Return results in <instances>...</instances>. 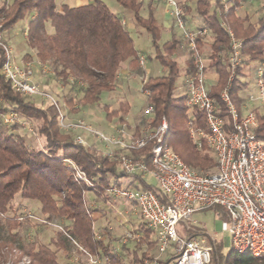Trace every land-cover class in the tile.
Listing matches in <instances>:
<instances>
[{"label": "trees", "instance_id": "16d2710c", "mask_svg": "<svg viewBox=\"0 0 264 264\" xmlns=\"http://www.w3.org/2000/svg\"><path fill=\"white\" fill-rule=\"evenodd\" d=\"M121 7L129 10L135 26L150 35L154 58L165 68L160 77L143 76L141 89L147 91L146 104L153 107L152 119H147L152 127L159 124L162 116L169 124L167 144L189 166L200 172L210 171L216 166L215 157L205 149L198 150L186 129L187 108L185 98L175 97V85L181 76L176 56L182 46L181 38L175 31L170 39L159 45L161 26L154 14V3L147 5L142 0H115ZM178 1V0H177ZM223 0H196L195 16L209 31L208 38L196 39L197 51L207 52L205 72L216 75V81L209 86V95L214 99L224 118H229L220 100L221 91L229 84L232 104L240 113L244 100L240 96L245 83L241 82L243 68L247 63H258L264 67V15L255 24L237 16L244 0H229L228 8ZM146 6V15L141 11ZM220 13V14H219ZM27 22L26 44L35 51L37 60L50 65L54 76L63 84L70 80L84 84L82 95L66 104L74 113L79 107L98 103L103 92L115 88L120 66L128 62L133 71L141 73L139 56L130 32L124 27L120 15L110 11L102 0H93L78 7L62 5L57 7L55 0H11L0 8V31L9 30L19 21L32 16ZM49 27L50 31L47 30ZM242 40L241 61L233 79L229 82L228 64L229 34ZM29 60V55H25ZM5 53L0 48V116L14 111L25 121L38 122L37 131L43 138L41 148L31 147L23 135L15 132L17 125L0 122V260L6 261L12 251L30 258L32 264H59L57 251L66 253L74 243L92 256L102 257L103 264H126L122 257L114 253L108 245L94 233L96 219L87 205L86 193L101 199L112 184L120 177L137 180L140 188L152 190L164 202L163 196L154 185L147 184L139 175L128 176L120 172L115 161L106 155H95L89 148L73 141V134H65L58 123V112L52 106H41V100L33 97L24 99L15 92L1 73ZM195 70L193 61H186V74ZM264 78V69H263ZM57 99V96H56ZM129 105L121 102L116 110L104 106L108 122L116 118L125 124ZM196 124L206 129L202 112L194 110ZM258 127L255 136L264 142V114L256 113ZM138 130L135 137H137ZM151 144L133 152L135 157L143 156L147 166L150 163ZM71 162L84 173L88 183L76 177ZM138 188V187H136ZM37 201L40 212L48 221L64 219L68 225L55 234L50 244L55 248L36 243H24L17 230L21 223L16 217H7L11 202L16 196ZM211 208V207H210ZM140 237L137 239L139 256L134 253V262L141 264L143 259L152 258L150 253L156 249L153 233L145 225H139ZM198 232H191L189 236ZM212 248L209 264H264V257H253L247 253L238 254L233 249L225 256L221 243L208 237ZM73 244V245H72ZM171 255V252L168 253ZM170 257L158 260L157 264H169ZM63 264H71L65 262Z\"/></svg>", "mask_w": 264, "mask_h": 264}, {"label": "built area", "instance_id": "2783aa9c", "mask_svg": "<svg viewBox=\"0 0 264 264\" xmlns=\"http://www.w3.org/2000/svg\"><path fill=\"white\" fill-rule=\"evenodd\" d=\"M168 8L173 28L185 41V47L194 64V72L185 75L175 85V97L185 98L188 110L186 129L198 150H207L215 157V170L198 172L188 166L167 144L169 124L164 116L157 126L147 123L137 137L127 134L124 127L117 128L115 134H104L94 130L81 120H68L62 104L54 96L41 88L34 80V68L31 63H16L11 50L0 31V48L5 53L1 73L11 88L23 97H37L52 105L58 112V123L65 134H73V141L89 148L87 137H93L104 145L103 155L115 161L120 172L125 175L151 176L157 190L163 196L162 202L150 189L129 188L112 184L107 194L113 198L133 203L143 219L146 228L153 233L157 256L144 259L143 264H157L161 257H170L169 264H209L212 248L208 237L202 232L181 238L176 226L180 221L193 223V215L213 206L222 208L229 220L221 223V231L231 238L232 248L238 254L264 257V142L254 134L258 127V118L252 110H245L242 104L240 113L232 104L229 96V84L221 91L220 100L224 104L229 118L220 114V109L209 95L206 77V64L203 55L197 51L196 39L208 36L209 31L203 25L198 29L188 28L182 5L177 0H154ZM223 0V7L228 8ZM241 8V6H240ZM220 14V13H219ZM228 64L229 82L233 79L240 64L242 40L230 31ZM139 64H145L139 57ZM256 88L249 95V101L256 102L261 114H264V78L259 70ZM147 96L148 92L143 91ZM244 100V97L242 98ZM194 110L202 112L206 129L196 124ZM153 107L147 105L144 116L152 119ZM6 123H15L18 114L14 111L5 115ZM151 144L149 166L143 156L135 157L133 152ZM76 177L88 183L83 172L75 167ZM99 239L98 236H96ZM131 233L124 235L122 244L133 240ZM138 238V236H137ZM76 246L87 264H100L98 256H92L82 247ZM171 252V255L168 253ZM76 258L72 264L77 263Z\"/></svg>", "mask_w": 264, "mask_h": 264}, {"label": "rangeland", "instance_id": "374dc122", "mask_svg": "<svg viewBox=\"0 0 264 264\" xmlns=\"http://www.w3.org/2000/svg\"><path fill=\"white\" fill-rule=\"evenodd\" d=\"M10 1L11 0H0V7L9 3ZM103 1L106 3L110 11L114 12L115 10H117L115 12H118V10H120L124 13V16H120L121 21L124 22H122V24L130 32L135 48L142 52L146 63L145 68L143 71H141V73L132 70L130 72V75L126 76L128 79L122 78V76L124 77L123 73L121 72L122 68L121 70H118V80L116 79L114 90L111 92H103L100 96V100L98 103H94L85 107H79V117L77 118L71 116V119L84 121L87 125H90L94 130H97L104 134H109V122L106 118L104 106H108L110 111H112L118 108L119 103L127 102L129 105V114L127 116L128 121L131 123L133 117L135 115H137V117L135 118L133 123H131L130 125H126L124 128L126 132L129 131L128 133H133L136 129L140 130L144 128L147 122V119L143 114V111L147 104L145 95L141 89V76L145 75L160 77L166 73V70L154 58V50L151 44L150 35H148L144 31V29L135 26L131 12L121 7L115 0ZM195 1L196 0H178V2L182 5L184 11L186 25L188 28L191 29H198V27L200 26V24L192 20L194 18H197L194 14ZM163 7L164 6H160L159 13L157 12V20L159 21V25L163 22H168V19H166V17H164L161 13V9ZM157 9L158 8H156V10ZM141 13L144 16L146 15V6L142 8ZM260 15H264V0H244L241 4V8L237 12L238 17H245L248 22L253 24L257 22ZM25 27L26 18L19 21L9 30L4 31L5 40L7 42V36L9 40L7 44L11 50V56L13 57L15 62L16 59L23 56V54L29 52L24 42V35L22 33V30L26 29ZM171 30L173 31V28ZM177 35L182 40V46L178 51L176 59L178 63L183 65L190 57L185 47V41L183 40L180 34ZM208 37L206 36L205 39H207ZM169 39L170 35L163 33L161 29L159 45L161 46ZM203 58L206 64V56L204 55ZM246 64L247 65L243 68V76L241 77V82L245 83V87L243 91L240 92V96L241 98L244 97L243 104L248 105L245 110H252L254 113L260 114V110L258 108L257 103L254 101H249V95L252 94L256 88V82L259 77V70L263 71L264 67L258 63L246 62ZM180 72H183L181 68ZM39 76L42 75L40 74ZM51 78L53 79L52 86L56 87L55 76L54 74H52V72ZM48 83L51 84L49 80ZM48 83L47 85H49ZM208 84L210 85V83ZM52 86H49V88H47L49 89L48 92H50L54 96V98H56L57 96L62 100V102L65 104L63 105V103H61L64 108L62 109L63 112L69 109L70 113L75 114L71 110V108L66 104V101L69 99H73L74 104H76L77 100L80 99L82 95V91L85 85L81 84L80 82L70 80L68 84H65L63 86V89L59 91V93L55 92L51 88ZM24 99L29 100V98L27 97ZM41 102H43V104H41L42 107H47L49 105L47 102ZM1 105L2 104L0 102V107ZM75 106H77V104ZM5 115L0 116V122L6 124L7 127L12 124L17 125L15 132L19 133L20 135H23L29 146L35 148H41V146H43V138L39 135L37 131L38 122L31 120L25 121L22 117L18 115L19 121H15V123H6L4 121ZM110 123H112V125L115 124L117 127L121 126L118 124L116 118L112 119ZM93 148L98 150V153L95 155H101V150H99L100 147L94 146ZM91 152L93 153L96 151ZM194 170L198 171L197 169ZM212 171H214V168L210 171H203L202 173ZM148 181L152 182V178L148 177ZM86 197L87 205L91 211V214L96 219L94 223L95 236H98L101 240H103V242L108 245V247L114 253L120 255L126 264H139L134 262V253L139 256L141 250H144V245H142V249L140 250L138 249L136 242L138 239L137 236L140 237L141 234L140 232H138V227L141 224L145 225V223L141 218L138 210L134 207L133 203L124 199L113 198L106 193L101 197V199H95L94 195L90 192L86 193ZM7 217H16L19 219L21 225L14 232H18L19 237L24 243H36L46 245L51 250H55V248L50 244V240L55 237V234L58 231H61L62 228L66 227L69 223L64 219L48 221L46 217L41 214L40 206L37 201L21 198L19 195L16 196L11 202V210L7 213ZM192 218L193 223H185L184 221H180L177 224L176 231L179 237L186 238L191 232H202L206 237H210L216 242L221 243L222 253L225 256L233 249L230 235L227 232L221 231V223L223 221L229 220L227 213L222 208L218 206H213L206 210L196 212ZM127 233H131L132 235L136 236V238L128 241L126 244H122L121 241L123 240L124 235ZM56 255L59 264H63L65 262L72 264L71 261L74 258L78 259L76 264H87L85 258L78 253L76 246L70 247L69 251H67L66 253H63L58 250ZM150 256L154 257L157 256V254L153 250L150 253ZM165 258L166 256H160V260ZM98 260L100 264H103L104 259L102 257H99ZM0 264L32 263L30 261V258H28L26 255H20L16 251H12V256L9 257L6 261L0 260ZM141 264H143V262Z\"/></svg>", "mask_w": 264, "mask_h": 264}, {"label": "crops", "instance_id": "0c3cea01", "mask_svg": "<svg viewBox=\"0 0 264 264\" xmlns=\"http://www.w3.org/2000/svg\"><path fill=\"white\" fill-rule=\"evenodd\" d=\"M59 1V2H58ZM93 0H55V2H56V5H57V7L58 8H60L62 5H67V6H69V7H78V6H81V5H84V4H88V3H90V2H92ZM103 1V0H102ZM146 5L149 3V2H152V3H155V7L156 8H158L157 10H156V8H154L155 10H154V14H155V17L158 19V13H159V10H160V6H164V5H160L159 3H157L156 1H154V0H142ZM58 2V3H57ZM104 2V1H103ZM1 8V7H0ZM162 15L164 16V17H166V19H168V22H163V23H161L160 24V26H161V29H162V32L163 33H166V34H168V35H170L171 34V32H173V31H175L177 34H179V32H177L174 28H173V26H172V21H170V16H169V13H168V8L167 7H163L162 9ZM115 11H117V10H115ZM113 12L114 14H117V15H123L124 16V13L122 12V11H120V10H118V12ZM112 12V11H111ZM158 12V13H157ZM126 16V15H125ZM33 17V15L32 16H28L27 18H26V27H27V22L29 21V19H31ZM170 18V19H169ZM193 21H195L196 23H198V24H200V26L201 25H203L202 23H201V21L198 19V18H194V19H192ZM158 21V20H157ZM123 22V21H122ZM159 22V21H158ZM124 23V22H123ZM25 27V28H26ZM173 28V31L171 30ZM23 29V28H22ZM47 30L48 31H50V29H49V27L47 28ZM22 33H23V35H24V42H25V44H26V29H24V30H22ZM6 39H7V42L9 41L8 40V37L6 36ZM26 46H27V44H26ZM27 48H28V50H29V52H27L26 54H23V56H21V57H19L18 59H16V62L17 63H31L32 64V66H33V68H34V80H35V82L36 83H38L40 86H41V88L42 89H44V90H47V91H49V89H47V88H49V86H52V82H53V79L51 78V72H52V74H54L53 73V71H52V69H50V65H48V64H42V63H40L38 60H37V58H36V56H35V51L33 50V49H30L28 46H27ZM137 50V52H138V56L140 57H143V54H142V52H140L138 49H136ZM25 55H29V60H26L27 58H25L24 56ZM205 56H207V54H206V52H205V54H204ZM176 61H177V59H176ZM178 62V61H177ZM146 64V63H145ZM145 64L143 65V66H140V64H139V67H140V70L141 71H143L144 70V68H145ZM179 65H180V68L182 69V74H181V76L178 78V80L176 81V83H179L180 81H181V79L185 76V75H187L186 74V72H185V68H186V62L182 65V64H180L179 63ZM206 65H207V63H206ZM121 68H122V70H121ZM119 70H121V72L123 73V75H124V77L122 76V78H124V79H126L127 77V75H130V72L132 71V68H131V65L128 63V62H125V63H123L121 66H120V69ZM41 74L42 76H39V75ZM144 75H142L141 76V78L143 77ZM206 77H207V81H208V83H210V85H212L215 81H216V79H217V77H216V75L215 74H213V73H210V72H206ZM128 79V78H127ZM48 80L51 82V84H49L48 83ZM117 80H118V77H117ZM119 81H120V78H119ZM47 83L49 84V85H47ZM55 84H56V87L55 86H52L51 88L55 91V92H57V93H59V91H61L62 89H63V86L65 85V84H63L59 79H57L56 77H55ZM57 99L59 100V102L60 103H63L62 102V100L59 98V97H57ZM39 101H40V99H39ZM41 102V101H40ZM41 104H43V102H41ZM63 105H65L64 103H63ZM76 106H74V108H75ZM79 111H80V109H79ZM78 111V112H79ZM78 112L77 113H75V114H73V113H70L69 112V109H67V110H65V114H66V116H67V118H68V120H73V119H71V116L72 117H79L78 116ZM128 114H129V109H128V112H127V115L126 116H124V120H125V124H122L120 127H125L126 125H130L131 123H133V121L135 120V118L137 117V115H135L134 117H133V120L131 121V123L128 121V118H127V116H128ZM143 115V114H142ZM77 120V119H76ZM119 124V123H118ZM120 125V124H119ZM120 127H117L115 124L114 125H112V123H108V133L109 134H115V130L117 129V128H120ZM138 130V134L140 133V131H141V129L139 130V129H136L135 130V132H133V133H128V132H126L127 134H132L133 136L134 135H136V131ZM87 139H88V142H89V145H91V146H97V147H100L99 148V150H101V155H103V152H104V150H105V148H104V145L98 140L97 141V139L95 140V139H93V137H87ZM91 146H89V149L91 150V151H96V152H93L94 154H97L98 153V150L97 149H95V148H93V147H91ZM93 149V150H92ZM148 177H150V178H152L151 176H146L145 178H142L147 184H150V185H154L155 187H156V185H155V181H154V179L152 178V182L151 181H148ZM117 184H119L120 186H124V187H129V188H136V187H138V188H140L141 187V185H140V183L139 182H137V180L136 181H134L133 182V179L130 177V178H127V177H120V178H118L117 180ZM94 217V216H93ZM95 218V217H94Z\"/></svg>", "mask_w": 264, "mask_h": 264}]
</instances>
